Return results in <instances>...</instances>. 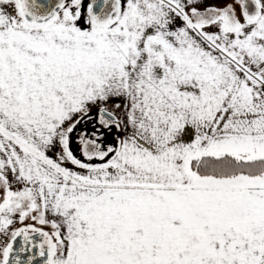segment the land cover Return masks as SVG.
Listing matches in <instances>:
<instances>
[{
    "label": "snow or ice",
    "instance_id": "6c2138e0",
    "mask_svg": "<svg viewBox=\"0 0 264 264\" xmlns=\"http://www.w3.org/2000/svg\"><path fill=\"white\" fill-rule=\"evenodd\" d=\"M0 264H264V0H0Z\"/></svg>",
    "mask_w": 264,
    "mask_h": 264
}]
</instances>
